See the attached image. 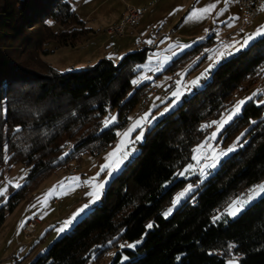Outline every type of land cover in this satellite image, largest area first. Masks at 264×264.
<instances>
[{
	"label": "trees",
	"instance_id": "1",
	"mask_svg": "<svg viewBox=\"0 0 264 264\" xmlns=\"http://www.w3.org/2000/svg\"><path fill=\"white\" fill-rule=\"evenodd\" d=\"M48 21L63 30L55 31ZM91 31L71 0H0V106L7 110L0 114V179L6 166L24 163L29 169L25 182L0 207V227L46 175L82 153L99 155L108 149L154 88L150 80L132 83L150 46L130 51L118 62L103 57L66 71L40 59L48 40L74 45ZM213 44L211 34L174 58L164 72H178ZM262 75L264 35L222 59L200 88L159 117L138 154L110 180L102 202L29 264H89L94 252L99 259L119 242L139 240L134 248L118 252L111 264H228L231 258L239 264H264V194L237 217L224 215L233 195L264 181V104L256 103V97L222 132L227 141L244 129L240 147L169 216L163 215L175 193L198 180V174L178 173L209 133L202 124L218 119L245 81ZM112 111L117 120L105 127L104 118Z\"/></svg>",
	"mask_w": 264,
	"mask_h": 264
},
{
	"label": "rangeland",
	"instance_id": "2",
	"mask_svg": "<svg viewBox=\"0 0 264 264\" xmlns=\"http://www.w3.org/2000/svg\"><path fill=\"white\" fill-rule=\"evenodd\" d=\"M71 1L75 4L78 0H71ZM103 1L104 0H83L81 4L84 5V7H83V9L80 10L79 15H81V16L83 15L82 18H84V14L86 12L87 13L90 12V15L87 18L88 19L87 22H89L87 24V26L95 28L96 29L95 33H97L99 36L105 35L106 37H108L109 35H107L106 29L108 27H110L109 25L110 24L113 25L112 23L115 19L118 20V19H122L123 17H125V15H126V3L122 0H105L104 2ZM144 1H147V0H126V2L133 4L137 7L148 6L149 7L148 11L145 14H148L152 8H157V7L166 8L164 10V14H165L166 19H168L169 21H168V23L165 24V26H163V28L164 29H169V28L174 29V27H177V28H175V31H177L178 27H181V25L183 24L180 16L184 12H186V10L190 7L189 4L191 3L192 0H148L146 5L141 6L140 3L144 2ZM213 3H215V0H205V1H203L202 5L200 6L199 9H202V8H204L210 4H213ZM138 5H140V6H138ZM76 11H77V9H76ZM188 11H187V13H188ZM263 11H264V8H263ZM211 14L208 15L207 18H209L211 16ZM263 18H264V13L260 16L259 19H257V24ZM48 23L53 27V29L55 31L63 30L62 26H60L59 24H57L53 21H48ZM185 23H186V24H184L185 29L179 35L185 39L190 38V41L191 40L195 41V42H193V44L192 43L189 44L190 45L189 48H191L194 45H196L197 43H199L198 41L200 40V38L194 37V35H196V36L199 35V33L196 31L197 30L199 31L205 25V23L203 22V20H201L202 25L200 24V22H196V23L193 22V20L190 23H188L186 20ZM255 26H256V24H255ZM236 27L237 26L234 27L233 33L230 32L231 34L230 33L227 34V35H229V41L226 43H222L220 45V47H218V49H215V51L214 50L209 51L210 50L209 47L204 48L205 50H203L200 54L203 55L206 52H208V51L209 52H208V57L206 58L207 60L205 59L202 62L203 64L201 63L203 68L205 67L206 69H209V66L212 65L213 61L216 59V56L218 54L217 51L220 48H223L225 45H235V47L238 48L239 50H234L231 47L229 49L231 50L232 53H237V52L247 48L254 40H256L257 38L260 37V36H257L252 41H250L247 44V46L240 47V44H242L243 41L247 38V36H249L250 34L247 32L239 33L236 31ZM71 28H74V27H71ZM126 34L123 36L124 38H126V36H127ZM217 35L225 36V35H222L220 32H217ZM91 36H93V34H91ZM86 38H87L86 35L82 36L80 41L78 39V42H76V44H74V45H71V44L63 45L56 40H48L44 44L45 52L40 53L39 57L43 61L50 63L52 66H54L58 70L66 71V70H70V69H79L85 65L94 64L101 57H108V58L113 59L115 62H118L126 53L144 47V46H137L134 49H130L127 52H124V54H118V52H117L118 45L117 44H118V41L122 38L121 37H114L111 39V37L109 36V39H110L109 43H107L105 48H103L102 50H99V52L96 53V55H98L97 57H100V58H96V56L91 57L92 56L91 54H93V52H91V49L94 48L97 44L96 43H89V45H87V39ZM168 42H169L168 37H166L163 41L159 42L157 47L154 46L153 48L150 49L146 62L137 65V67L141 66V65L145 66V67H138L141 69V72H140L139 76L137 77V79H139L140 81L144 80V79L150 80L153 82L152 86H154L155 89H157V90L163 89V91L159 92L155 97H153L149 106L143 107L142 104H139L136 107V109L129 116L130 121H129L128 125L125 128L118 131V133H117L118 137H117L116 141L107 150L104 151L105 153H103L104 155H102V157L96 158L98 155H93L89 152L82 153L76 159H74L70 163H68L67 165H64V166L56 169L54 172H52L49 175H46L45 178H43L38 183V186L33 191L29 192L27 194V196L25 197V199L20 203L21 206L18 208L19 211H22V210L28 211V210H30V207L28 208L27 206L31 205V209H35L41 214V215L35 214L31 217L39 216V217H42L43 219L46 218L47 220H49L51 218L53 219L58 213L61 212V210L64 209V210H66L65 212H68L70 214L68 216V218H72L74 216V214H76L78 212V210L83 205H90V206L84 210L85 212H84V214H82V216L85 215L88 211H90L91 209H93L94 207H96L98 204H100L102 202V195H103L108 183L110 182V180L112 178L107 180V182L104 185V188L100 191L99 199L92 202L93 197H91L89 195V193L93 191V183H100V182L105 181L106 171L102 172L101 167L106 162H108L109 154L112 153L113 151H115L118 147H120L121 140H122L121 134H123L125 131H127L131 127L133 121L136 118L139 119L140 118L139 116H145L146 114L148 115V119L151 121V123L145 122V124H144L145 131L143 134V138L139 141H137L135 139L139 133V129H137L135 132L131 133V140L133 142L130 144H126V147L124 148V151H127L129 154H128L127 158L124 159L123 162L120 164L119 170L115 171L113 173V177L122 171V169H123V167L127 161L131 160L132 158H134L138 154V152L140 151L139 144L144 140L148 130L158 120V118L163 116L164 114L172 111L178 105H180V103L183 100L184 95L190 94V92L192 93L193 91H195L196 89H198L202 86L203 79L201 80L200 83H198L197 86L191 87V90L188 91L189 93L184 94V92H183V94L180 96V99L178 101H176L175 104H173V100L175 98L172 96V92H174L176 90L177 82L174 84H169V81H170L173 73L164 72V70L170 63V59H171L170 47L171 46L174 47L176 45H174L173 43H168ZM173 42L175 43V41H173ZM236 42H239V43H236ZM169 44H171L170 47H169ZM108 47H110L111 50L107 51L106 49ZM199 58H200L199 54L197 56L193 57L191 59V61L189 62V65L197 62V60H199ZM220 61H221V58L218 60V62H216L214 64V66L211 67L210 70H212ZM189 65H187L185 68H182L178 71L181 75L180 82L183 85L189 84L190 79L193 78L190 75L194 71H192L189 74L187 73ZM157 68H159L158 71L156 70ZM148 71H154L156 73V76H148L147 75ZM208 76H209V71H208L205 78H207ZM145 77H147V78H145ZM257 82L259 83L258 85H256ZM253 93H257V95L255 96L256 97V100H255L256 103H258V101L264 100V75L260 76L258 79L254 80V82H252V83L249 82V79L247 81H245L242 88H240L238 91H236L233 94L232 98L230 99L231 102H229L230 106L228 104V108H226V110L219 116V118L213 119L211 122L219 121L224 115L228 114L233 109L234 105L238 101L244 100L247 97L253 96ZM258 104H260V103H258ZM165 109H168V110L165 111ZM241 110H242V108H241ZM240 114H241V111L238 115H240ZM110 116H116V111L110 112V115L106 116L104 118V120ZM237 116H235V117H237ZM153 117H155V119H153ZM211 122H204L202 125H207V124H210ZM228 124H226L224 126V128ZM224 128L215 137L214 140L210 141V143H211V146L217 150V152L223 151L226 153V155L219 157L218 161L215 164V167L207 170L208 174L206 176H202L200 174V171H199L200 167L203 165L204 162L201 161L200 164H197V162L195 160H192V162L190 164L195 166L194 170L187 175H179V177H192L195 174H198L199 175V177L197 178L198 183L197 182L193 183L192 181H190L187 184H185L181 189H179L175 193V195L173 196V199H172V202H171V205L169 208L172 207L175 197L181 191H183L189 184H191L193 186V191H194L211 173H213L215 171V169L219 166L222 159L229 156L231 153H233L234 151H236L240 147V145H241L240 139L243 136L244 129H239L229 140L225 141V135L226 134L222 133ZM208 129H209L208 135L205 137L204 140H202L200 143L195 145L194 149L198 145L202 144L211 135V133L216 130V125H212L211 127H208ZM67 145H68V148H70L71 143H69ZM233 145H235L234 150L229 152L228 149L231 148ZM101 154H99V155H101ZM193 155H195L194 152L192 154V157H193ZM209 162H211V161H209ZM28 171H29V169L24 163L14 164L13 166H11V168H9L8 166H6L4 168L3 176L0 179V188L7 187V194L3 197H0V207L2 205H4L5 203H7L11 193L13 192L14 189H16V187H14V185L17 182L20 185H22L25 182V178L28 174ZM98 173H99V176H97ZM94 177L96 178L95 181H93ZM75 178H79V179L76 180ZM89 181H93V183H86ZM261 184H264V181L260 184L254 185L252 187L245 188V189L241 190L238 194L233 195L230 198L231 202L229 203V205L233 201H235L239 198H242V197L246 198L250 189H253L255 186H258ZM192 192H190L187 195V197ZM260 195H262V194H260ZM260 195H258L256 198H258ZM187 197L183 198L181 200V202L175 206V208L172 210V212L184 200H186ZM255 199H253L252 201H254ZM74 204H77V206L74 209L67 208L68 206L72 207V205H74ZM229 205L227 206L226 210L228 209ZM243 209H242V211H243ZM240 213H238L234 217L233 216H231V217L235 218ZM169 215H167V216H169ZM61 217H62V215L59 214V216L57 218L60 219ZM75 217H76L75 218L76 220L75 219L72 220V223L64 232H58L57 230L63 226L64 222L66 221V218H64L62 220L58 219V221H54V223L51 225L50 232L44 237L43 241H41V243L39 244L40 250L42 252L45 251L53 243V241L55 239H57L63 233L69 231L78 220L77 215H75ZM40 228H41V226L39 227V230H40ZM36 234H38L39 237L41 235L40 233H38L37 229H36ZM2 236L3 235H1L0 240H1ZM13 238H14V236L11 235L8 238H5L6 242L3 241V245H1V243H0V264H19L18 262H16L14 257H12L10 259H4L5 249H6L5 246L7 247V244H9L13 240ZM23 241H24V239H23ZM140 241L141 240L134 241V242H126V243L125 242H119L115 246L109 247L108 249H106L99 259H96V254L94 252V253H92L91 261L89 264H111L118 252L122 251L124 248H134V247H127V246L122 248L121 245L135 244V246H136L140 243ZM137 242H139V243H137ZM229 254L234 256L233 254H231V252ZM123 259H124V257H123ZM232 259H236V258H231L229 260H232ZM236 260L238 261V259H236ZM29 263L30 262H26L25 264H29ZM238 264H239V261H238Z\"/></svg>",
	"mask_w": 264,
	"mask_h": 264
},
{
	"label": "crops",
	"instance_id": "3",
	"mask_svg": "<svg viewBox=\"0 0 264 264\" xmlns=\"http://www.w3.org/2000/svg\"><path fill=\"white\" fill-rule=\"evenodd\" d=\"M82 1L83 0H78L75 4L72 2L74 9L75 10L77 9L76 12L78 13V15L80 14L79 13L80 10L83 9V7H84V5L81 4ZM203 1H205V0H192L191 1V3L189 4L190 7L186 10V12H184L180 16L183 24L181 25V27H178L177 31H175V28H177V27H174V29H172V28L164 29L163 28V26H165V24L168 23V21H169L168 19H166L165 14H164V10L166 8H162V7L152 8L151 9L152 11L150 10L151 12L149 11L148 14H145L143 19L137 25L127 28V30H126L127 34L125 33L127 35L126 38H124L123 37L124 35H123L121 37L122 39H120L118 41V44H117L118 45V48H117L118 54H124V52H127L130 49H134L137 46H150L151 48H153L154 46L157 47L159 42L163 41L166 37H168L166 33L173 31V40H169V38H168V41H169L168 43H173L174 45H176L174 47L173 46L170 47L171 44H169V47L171 49L170 50V56H171L170 63H171L174 58H176L177 56L182 54L184 51L189 49L190 43L193 44V42H195L192 40L190 41V38L185 39V38L181 37L179 34L185 29V25H184V24H186L185 21L187 20L188 23H190L192 21V20L187 19L190 16V14L192 13V11L199 9L200 6L202 5ZM147 2H148V0L141 2L140 5L144 6V5H146ZM140 5H138V6H140ZM221 8H224L226 10L224 11V13L222 15H217V12H219V10ZM263 8H264V4H263ZM263 8H262V12L258 15V17L255 20L256 30L259 26L264 25V18L261 19V21H259V23H258L259 25L257 24V19H259L260 16L264 13ZM187 11H188V13H187ZM89 15H90V12H88V13L86 12L84 14V18H82L83 15L82 16L79 15L85 21L86 26L89 23V22H87L88 21L87 18ZM119 20H121V19H118V20L115 19L112 24L117 23ZM202 20L205 23V25L199 31L198 30L196 31L199 33V35H197V36L194 35V37L200 38V40L198 42L206 40L214 31L216 33L220 32L222 35H227L230 32L233 33L234 27L237 26L238 20H239L238 0H230V2L228 4H225L223 2V0H221V2L219 4H217L216 10L213 11L211 16L209 18L206 17ZM193 22H195V23L200 22V24L202 25L201 20H193ZM109 26H111V24ZM87 27L92 29V31L88 35H86L87 45H89V43H96L97 44L94 48L91 49V52H93V54H91L92 55L91 57L96 56V58H100V57H97L98 55H96V53H98L99 50H102L103 48L106 47L107 43H109V41H110L109 36L108 37H106L105 35L99 36L97 33H95V30H96L95 28H92L90 26H87ZM156 32H160L159 37L155 36L154 33H156ZM91 34H93V36H91ZM141 36H143L142 41L140 40ZM112 38H114V37H111V39ZM80 39H79V41H80ZM173 41H175V43ZM185 45H186V47H184ZM218 47H220V45L219 46H211V47H209L210 48L209 51H211V50L215 51V49H218ZM184 48L185 49L187 48V49L185 50ZM106 50L109 51L111 49H110V47H108ZM218 51L219 52H223V51L231 52V50L229 48L225 49L224 47L220 48ZM218 51H217V53L219 54ZM208 52L206 54L207 57H208ZM231 54H233V53L231 52ZM203 55L199 54V57L201 58ZM228 56L229 55L223 56L221 58V60L228 57ZM101 58H103V57H101ZM197 62H198V60H197ZM197 62H195L191 65L188 64L189 65L188 69H190L189 67L196 64ZM202 64L198 67L199 69L196 68L194 70V72L190 75L191 77H193L192 79H190V82L200 78L202 73L205 72L206 68L205 67L203 68ZM148 72H154V71H148ZM148 72H147V74H148ZM205 77L206 76L199 79V83ZM187 85H190V83ZM190 90H191V88H190ZM190 90L185 89V91H183V92H184V94H186V93H189L188 91H190ZM139 117H143V116H139ZM136 119H138V118H136ZM103 153H105V152H102V154L98 155L96 158L102 157V155H104ZM20 206L21 205L19 204L13 212L8 213L6 215L5 221L0 227V237H1V235H3L1 240H0L1 241L0 243H1V245H3V241L6 242L5 238H8L9 236L13 235L14 236L13 240L9 244H7V247L5 246L6 249H5L4 259H10V258L14 257L16 262H18L19 264H25L26 262H30L34 257H36L40 252H42L40 250L39 244L41 243V241H43L44 238L41 241L38 240L37 243L34 242L32 244H26L23 241V226H24V224L26 223L27 220H29L31 218V216H33L35 214H40V213L35 209H31V205L27 206L28 208L30 207V210H28V211L22 210L23 212L19 211L18 208ZM76 206H77V204H74V205H72V207L68 206L67 208L74 209ZM65 211L66 210H64V209L61 210V212L58 213L53 219L51 218L49 220H47L46 218L43 219L42 217H40L41 218L40 223L37 226V231H38V233L41 234L40 237L43 235L46 236L50 232L51 225L54 223V221H58L59 218H57V217L59 216V214L62 215V217L59 220L66 218V221H68L70 219V218H68V216L70 214L68 212H65ZM84 212L85 211H83L82 213L80 212L79 215H77V218L78 219L81 218V216H82V214H84ZM40 226H41V228L39 230Z\"/></svg>",
	"mask_w": 264,
	"mask_h": 264
},
{
	"label": "snow or ice",
	"instance_id": "4",
	"mask_svg": "<svg viewBox=\"0 0 264 264\" xmlns=\"http://www.w3.org/2000/svg\"><path fill=\"white\" fill-rule=\"evenodd\" d=\"M221 2V0H215V3L210 4L202 9H197L192 11V13L190 14V16L187 18L189 20H202L204 18H206L208 15H210L213 11L216 10V6L217 4H219ZM223 2L225 4H228L230 2V0H223ZM226 9L221 8L219 10V12H217V15H222L224 13ZM264 35V25L259 26V28L253 33L250 34L249 36H247V38L243 41L242 44H240V47H245L247 46V44L252 41L255 37L257 36H262ZM239 43V42H236ZM186 47V45L184 46ZM233 48L234 50H239L238 48L235 47V45H225L224 48L228 49V48ZM231 52L229 51H223V52H219V54L216 56V59L213 61V64L209 66V69H206L204 73H202L201 77L193 80L190 82V85H183L180 81L177 82V88L174 92H172V96L175 98L173 100V104H175L176 101H178L180 99V96L183 94V91L185 89L190 90L191 87H195L198 85L199 83V79L203 78L204 76L207 75L208 71H210L211 67L214 66V64L216 62H218V60L220 58H222L225 55H230ZM138 67H145L144 65L138 66ZM157 71L159 70V68L156 69ZM147 78V77H145ZM141 81L139 79L137 80H133L132 83L133 84H138ZM257 95V93H253V96L247 97L244 100H240L238 101L233 109L226 115H224L219 121H213L210 124L207 125H203L202 128H207V127H211L212 125H216V130L213 131L211 133V135L200 145H198L195 149H193V152L195 153V155H193L192 159L195 160L197 162V164H200L201 161H203V165L200 167L199 171L200 174L202 176H206L208 174L207 170L211 169L213 167H215L216 162L218 161L220 156L226 155L225 152L223 151H219L217 152V150L215 148H213L211 146L210 141L214 140L215 137L221 132V130L224 128V126L226 124H228L229 122H231L233 120V118L235 116H237L240 111L242 106L246 103V101L248 100H252L255 96ZM258 103H262L264 104V100L258 101ZM168 109H165V111H167ZM6 108H3L2 106H0V114H4L6 113ZM117 117L116 116H110L108 118H106L104 120V126L107 127L110 124L115 123ZM153 119H155V117H153ZM145 122L147 123H151V121L148 119V115L146 114L143 117H140L139 119H136L133 121L131 127L125 131L122 135V140H121V144L120 147H118L115 151H113L112 153L109 154L108 156V162H106L102 167H101V171L105 172L106 171V179L103 182L100 183H93V181H95V177L93 178V181H89L86 183H93V191L89 193V195L91 197H93V201L99 199L100 196V191L104 188L105 183L107 182V180L113 178V173L115 171L119 170V166L120 164L123 162L124 159L127 158L128 156V152L124 151V148L126 147V144H130L133 141L131 140V133L135 132L137 129H139V133L136 136V140L139 141L143 138V134L145 131L144 128V124ZM255 123V122H253ZM19 129H17L18 131ZM235 148V145H233L231 148L228 149V151H233ZM65 155H67V153H65ZM211 161V162H209ZM195 166L192 164L187 165V167L180 173H178V175H187L190 172H192L194 170ZM97 176H99V173L97 174ZM76 180H78L79 178H75ZM14 187L19 188L21 187V185L17 182ZM193 191V186L191 184H189L183 191H181L174 199L173 201V205L171 208H169L167 211H165L163 213L164 216L169 215L172 210L175 208V206L177 204H179L181 202V200L185 197H187V195ZM7 194V187L4 188H0V197H3ZM260 194H264V184L255 186L253 189L249 190V193L247 194L246 198H239L235 201H233L228 209L226 210L224 215H230V216H236L238 213H240L242 211V209L249 204L253 199H255L258 195ZM90 205H83L76 214H74V216L72 218H70L68 221H65L63 226L61 228H59L57 231L58 232H64L69 225L72 223V220L75 219V215H79L80 212H83L86 208H88ZM220 217H214L213 220H217ZM148 227H151V225H148ZM109 243H111V241H109ZM139 243V242H137ZM135 247V244H131V245H121V247ZM229 247H233V245H229ZM127 259V258H125ZM228 264H238V261L236 259H232L228 261Z\"/></svg>",
	"mask_w": 264,
	"mask_h": 264
},
{
	"label": "built area",
	"instance_id": "5",
	"mask_svg": "<svg viewBox=\"0 0 264 264\" xmlns=\"http://www.w3.org/2000/svg\"><path fill=\"white\" fill-rule=\"evenodd\" d=\"M126 3V15L117 23L111 25L106 29L107 35L110 37H122L125 35L128 27L137 25L144 17L145 13L148 11V6L137 7L133 4L126 2V0H122ZM264 0H238V8H239V20L236 27V31L239 33H249L253 34L256 31L255 20L258 15L262 12ZM155 36L159 37L160 32L154 33ZM169 40H173V31L166 33ZM214 36V44L213 46H219L222 43H226L229 41V35L219 36L214 31L212 33ZM140 40H143V36H141ZM148 76H156L155 72H148ZM181 80V75L179 72L173 73L169 84H174ZM259 83L257 82L256 85ZM163 89H151L143 98L141 104L143 107H147L150 105L151 100L155 97L159 92H162ZM68 147V145H65ZM56 201V200H55ZM40 223V217L35 216L31 217L23 226V239L26 244H32L39 240V235L36 234V229L38 224Z\"/></svg>",
	"mask_w": 264,
	"mask_h": 264
},
{
	"label": "water",
	"instance_id": "6",
	"mask_svg": "<svg viewBox=\"0 0 264 264\" xmlns=\"http://www.w3.org/2000/svg\"><path fill=\"white\" fill-rule=\"evenodd\" d=\"M248 205V204H247Z\"/></svg>",
	"mask_w": 264,
	"mask_h": 264
}]
</instances>
